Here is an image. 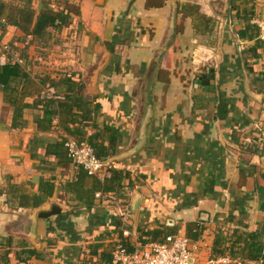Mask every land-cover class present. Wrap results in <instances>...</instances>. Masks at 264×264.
<instances>
[{"label": "crops", "instance_id": "obj_1", "mask_svg": "<svg viewBox=\"0 0 264 264\" xmlns=\"http://www.w3.org/2000/svg\"><path fill=\"white\" fill-rule=\"evenodd\" d=\"M31 4L36 15L43 6L62 13L47 46L14 26L3 30L0 43L29 62V81L21 78L18 92L40 78H76L84 97L99 105V119L118 132L112 167L136 181L119 195L95 190L80 201L65 184L72 167L47 152L58 135L72 136L57 116L49 129L36 127L46 104L23 110V125L12 127V107L0 90V264H80L104 231L107 244L116 231L136 242L141 228L164 229L188 238L200 262L211 257L219 231L264 235V150L251 148L255 127L264 124V47L255 44L264 0ZM185 5L212 19L210 32L195 29ZM210 68L213 78L204 85L196 75ZM60 88L47 83L41 92L59 99ZM25 94L26 102L34 98ZM220 95L227 101L223 118L216 116ZM86 125L87 136L93 130ZM48 180L53 190L45 195L40 186ZM53 207L55 214L41 216Z\"/></svg>", "mask_w": 264, "mask_h": 264}, {"label": "trees", "instance_id": "obj_2", "mask_svg": "<svg viewBox=\"0 0 264 264\" xmlns=\"http://www.w3.org/2000/svg\"><path fill=\"white\" fill-rule=\"evenodd\" d=\"M182 10L188 16L194 18L195 29L200 32H210L212 29V19L199 13L197 6L185 5ZM61 10H55L47 6L35 14V8L31 0H20L14 3L13 0H0V37L7 26L18 28L29 41L35 42L37 47L47 46L50 39V29L58 28V20ZM67 23V22H66ZM65 23V24H66ZM247 28L242 32L245 34ZM256 45L264 47L261 40H257ZM11 52L13 49L7 45ZM1 43H0V56ZM7 55V61L0 63V90L4 94V102L12 107V127H21L23 125V110L33 107L34 105L46 104L49 109H44L42 115H37L34 119L36 127L40 130H47L52 126V118L57 116V125L69 136L74 137L77 141L87 142L100 158L110 157L116 154L119 135L117 130L102 122L99 119V105L86 99L82 92V86L78 80L68 73H62L58 80L49 77L40 78L39 85L33 84L29 91L18 92V83L21 78L23 81H29L28 72L24 71L29 64L23 57L22 62L10 61V54ZM197 79L204 85L209 84L213 78V70H202ZM57 87L62 86L58 93H62V98L54 99L45 93H42V87L46 84ZM26 92L34 95L30 102H26ZM218 99L216 116L223 118L227 113V101L221 97ZM45 105V106H46ZM92 127V132L86 136L87 125ZM264 127V124H262ZM256 129L252 139V151L264 150L256 142ZM66 136L58 135V139L49 143L47 147L48 154L54 155L58 161H64L66 166L72 167L73 178L65 181L68 190L74 191L80 201L93 198L95 190L103 193L121 194L124 188L130 187L136 181L135 176L126 169L112 167L108 177L100 180L94 175H89L86 170L73 161L68 156L65 146ZM45 195H50L53 190L51 180L45 181L40 186ZM92 200V199H91ZM58 208L53 207L49 211L41 214L43 217L50 216L57 212ZM139 235L136 238L138 245H144L147 242H163L167 235H172L170 231L153 228L139 229ZM116 241L105 244L103 240L110 236V231L100 233L96 241L89 245L88 252L83 255L80 264H111L113 260V250L116 245L124 246L127 251H133L135 246L128 237L123 236L122 231L115 232ZM30 254H36L35 251H28ZM227 256L231 260L239 259L242 264L248 261H261L264 264V235L259 231L246 230L234 227L228 235H223L221 231L216 234L212 249L211 257ZM6 257V254H3Z\"/></svg>", "mask_w": 264, "mask_h": 264}, {"label": "built area", "instance_id": "obj_3", "mask_svg": "<svg viewBox=\"0 0 264 264\" xmlns=\"http://www.w3.org/2000/svg\"><path fill=\"white\" fill-rule=\"evenodd\" d=\"M258 38L264 43V19L257 21ZM2 56L10 54V61L21 63L20 57L11 52L7 45L1 44ZM256 142L264 149V127H255ZM68 156L81 165L89 175L100 180L108 177L112 168L110 157H98L93 148L85 141H77L68 137L65 141ZM122 216L127 215L124 209ZM134 250L127 251L124 246L116 245L113 250L111 264H242L239 259L229 257H208L204 262L199 261L198 249L188 238L179 235H167L163 242H147L138 245L134 242ZM245 264H262L261 261H248Z\"/></svg>", "mask_w": 264, "mask_h": 264}, {"label": "water", "instance_id": "obj_4", "mask_svg": "<svg viewBox=\"0 0 264 264\" xmlns=\"http://www.w3.org/2000/svg\"><path fill=\"white\" fill-rule=\"evenodd\" d=\"M40 7H41V3L39 4V9H40ZM148 110L145 108V110H144V112H145V117H146V115H147V112Z\"/></svg>", "mask_w": 264, "mask_h": 264}]
</instances>
